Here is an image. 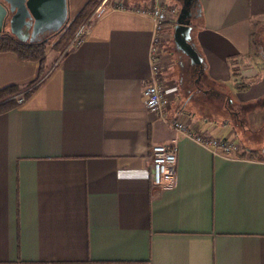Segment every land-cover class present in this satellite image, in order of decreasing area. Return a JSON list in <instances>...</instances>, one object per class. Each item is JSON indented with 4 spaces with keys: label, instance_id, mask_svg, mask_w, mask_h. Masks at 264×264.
I'll use <instances>...</instances> for the list:
<instances>
[{
    "label": "crops",
    "instance_id": "crops-1",
    "mask_svg": "<svg viewBox=\"0 0 264 264\" xmlns=\"http://www.w3.org/2000/svg\"><path fill=\"white\" fill-rule=\"evenodd\" d=\"M67 1L71 22L88 0ZM140 1L99 4L66 52L52 36L40 79L39 62L0 52V89L24 98L0 114V264H264V0H197L199 76L163 53L165 24L163 118L143 95L152 19L114 7L165 6ZM174 57L190 65L181 88L163 78ZM172 119L240 151L202 146ZM154 144L177 145L168 186L152 182Z\"/></svg>",
    "mask_w": 264,
    "mask_h": 264
},
{
    "label": "built area",
    "instance_id": "built-area-1",
    "mask_svg": "<svg viewBox=\"0 0 264 264\" xmlns=\"http://www.w3.org/2000/svg\"><path fill=\"white\" fill-rule=\"evenodd\" d=\"M107 0H101L100 5ZM116 8L121 10H130L135 13H141L151 17L153 24L152 45L149 53L151 66V78L145 84L143 89L144 103L147 110L151 113H157L163 118L164 110L167 105L166 85L160 80V63L159 52L163 41V29L171 18H176L177 9L173 6H163L158 3L150 4H129L116 2ZM100 6L98 5L95 10ZM94 10V11H95ZM93 11V13H94ZM92 13V15H93ZM92 15L89 18L90 22ZM90 23H83L76 31L74 37L67 46H75L82 40V36L89 27ZM66 49V50H67ZM66 50L64 52H66ZM18 103L23 101V94L14 97ZM169 125L177 132L182 133L198 144L209 147L212 150L220 151L224 154L238 153L240 146L237 142L227 138H217L203 132H195L187 123L180 122L176 119L169 121ZM177 145L154 144L150 148V161L152 168V182L156 186H168L175 179V167L177 163Z\"/></svg>",
    "mask_w": 264,
    "mask_h": 264
},
{
    "label": "water",
    "instance_id": "water-1",
    "mask_svg": "<svg viewBox=\"0 0 264 264\" xmlns=\"http://www.w3.org/2000/svg\"><path fill=\"white\" fill-rule=\"evenodd\" d=\"M181 3L174 21L175 48L190 60L193 71L203 72L202 58L191 38V30L199 11L192 13L194 0H175ZM70 23L67 0H0V34L8 30L24 43L47 41Z\"/></svg>",
    "mask_w": 264,
    "mask_h": 264
},
{
    "label": "trees",
    "instance_id": "trees-1",
    "mask_svg": "<svg viewBox=\"0 0 264 264\" xmlns=\"http://www.w3.org/2000/svg\"><path fill=\"white\" fill-rule=\"evenodd\" d=\"M100 2L101 0H88L78 14L64 28L58 39L52 44V48L58 50L59 52L65 51L78 28L85 22L90 23L89 18ZM56 35H54V37ZM52 38L53 37L49 38L47 41L24 43L18 41L12 35L5 33L0 35V52H13L22 60L39 62L40 69L36 79H40L43 76L42 66L45 61V48L48 44H50ZM21 90L22 88L19 86H7L0 89V114L18 105L14 95L19 93ZM31 92L32 89L26 92L25 97Z\"/></svg>",
    "mask_w": 264,
    "mask_h": 264
},
{
    "label": "rangeland",
    "instance_id": "rangeland-1",
    "mask_svg": "<svg viewBox=\"0 0 264 264\" xmlns=\"http://www.w3.org/2000/svg\"><path fill=\"white\" fill-rule=\"evenodd\" d=\"M125 1H128V0H125ZM129 1H131V0H129ZM133 1H137V2H142V1H140V0H133ZM163 2H164V4H165V6H173V7H175L176 9H177V14H178V12H179V9H180V6H181V3L180 2H177V1H175V0H163ZM130 3V2H129ZM199 11V10H198ZM176 17H177V15H176ZM176 19V18H175ZM195 31H196V29L193 27L192 28V30H191V38H192V36L194 35V33H195ZM260 32V34H262V36H263V39H264V26H262L261 28H260V30H259ZM172 33H171V35L173 34V29H172V31H171ZM53 40H55V38H52L51 39V42L53 41ZM169 42H170V44H169V46L168 47H166L165 48V50H164V54H167V55H169V54H174V56H180V51H178L176 48H175V45H174V41H173V37H169ZM66 49H67V47H66ZM65 49V50H66ZM161 51H163V50H161ZM185 58V57H184ZM172 63H173V68H174V73H166V75L163 77L164 79H167L168 77H171V78H173L174 80H175V82L177 83V84H179V86L181 85V82H180V80H181V72L182 73H187V71H188V68L190 67V65L188 66V63H186V64H184V65H182L178 60H177V58L176 57H174L173 58V61H172ZM202 85H203V82L201 83ZM180 88H181V86H180ZM199 92V91H198ZM200 94V93H199ZM195 104H196V102H195Z\"/></svg>",
    "mask_w": 264,
    "mask_h": 264
},
{
    "label": "flooded vegetation",
    "instance_id": "flooded-vegetation-1",
    "mask_svg": "<svg viewBox=\"0 0 264 264\" xmlns=\"http://www.w3.org/2000/svg\"><path fill=\"white\" fill-rule=\"evenodd\" d=\"M193 4H195V5L192 8V13L195 14L197 12V10H199L197 0H194Z\"/></svg>",
    "mask_w": 264,
    "mask_h": 264
}]
</instances>
